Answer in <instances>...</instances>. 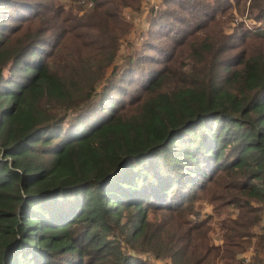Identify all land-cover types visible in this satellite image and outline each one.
Masks as SVG:
<instances>
[{
	"label": "trees",
	"instance_id": "1",
	"mask_svg": "<svg viewBox=\"0 0 264 264\" xmlns=\"http://www.w3.org/2000/svg\"><path fill=\"white\" fill-rule=\"evenodd\" d=\"M61 1L0 0V264H264V0Z\"/></svg>",
	"mask_w": 264,
	"mask_h": 264
},
{
	"label": "rangeland",
	"instance_id": "2",
	"mask_svg": "<svg viewBox=\"0 0 264 264\" xmlns=\"http://www.w3.org/2000/svg\"><path fill=\"white\" fill-rule=\"evenodd\" d=\"M162 0H144L143 1V5H142V9L140 11H135L133 9H128L127 11L124 12V18L125 20L130 23L135 25L136 29L133 33L132 36H130L128 39L126 40H122V51L123 52H127V50L130 48V42H135L137 45L140 44V42H143L145 40L144 37V33L142 34V31L149 26V17H150V10L151 8H153V6L156 7H160L159 4L161 3ZM231 2L233 0H230ZM62 4L68 5L67 7H65L66 9L69 8V0H62L61 1ZM84 2L85 0H83L81 3H79V5H83L84 6ZM93 6V3L90 2L89 4H87V8H91ZM235 20L232 23L233 26H236L238 24H241L242 22H245L247 25H251L250 20L248 19L247 15L244 16H240L238 12H235ZM231 24V23H230ZM229 26V33L233 32L234 27L230 26L228 23H225L222 25H219L218 27V32H216L214 35L217 37H220V34L222 33L223 30L226 29V27ZM228 30V29H227ZM240 49L236 48V53H239ZM252 255V254H251ZM250 254L247 256L249 257ZM159 264H163V262L159 263Z\"/></svg>",
	"mask_w": 264,
	"mask_h": 264
},
{
	"label": "built area",
	"instance_id": "3",
	"mask_svg": "<svg viewBox=\"0 0 264 264\" xmlns=\"http://www.w3.org/2000/svg\"><path fill=\"white\" fill-rule=\"evenodd\" d=\"M247 257V256H246ZM249 259V257H247V260Z\"/></svg>",
	"mask_w": 264,
	"mask_h": 264
}]
</instances>
